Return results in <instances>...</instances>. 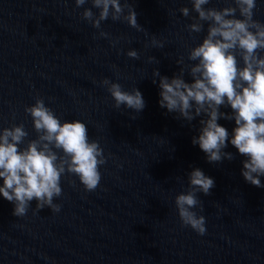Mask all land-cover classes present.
Here are the masks:
<instances>
[{
    "label": "water",
    "instance_id": "water-1",
    "mask_svg": "<svg viewBox=\"0 0 264 264\" xmlns=\"http://www.w3.org/2000/svg\"><path fill=\"white\" fill-rule=\"evenodd\" d=\"M122 2L132 5L144 30L111 16L94 28L82 16L90 0L81 7L75 0H0V129L22 123L25 145L37 138L25 107L42 98L61 120H82L106 157L93 191L74 175L61 178L62 193L54 197L59 212L37 211L34 199L17 218L0 197V264H264V187L244 181L245 157L230 144L224 151L232 160L209 163L191 142L202 117L188 122L161 108L152 83L154 69L172 77L181 68L178 58L192 63L188 53L207 23L199 33L188 30L197 15L190 0ZM230 3L210 0L206 7ZM185 6L188 17L179 11ZM254 13L264 21V0ZM153 35L162 48L151 44ZM133 48L138 58L126 55ZM104 78L138 88L144 109L115 108ZM184 78L191 80L187 69ZM218 123L229 133L235 126ZM197 167L215 181L208 195L197 193L203 235L182 224L174 202Z\"/></svg>",
    "mask_w": 264,
    "mask_h": 264
},
{
    "label": "clouds",
    "instance_id": "clouds-1",
    "mask_svg": "<svg viewBox=\"0 0 264 264\" xmlns=\"http://www.w3.org/2000/svg\"><path fill=\"white\" fill-rule=\"evenodd\" d=\"M89 0H75L81 7ZM91 8H85L82 16L94 28L109 16L113 21L121 18L137 30H144L136 19L131 4L122 0H90ZM192 11L197 13L186 27L199 33L207 23L206 35L192 47L184 65L182 58L178 74L172 77L161 75L158 69L152 72V83L159 89V106L179 118L191 122L199 121L198 135L192 137L205 154L209 163L223 159L232 160L233 154L224 151L232 145L242 160L241 175L246 183L262 188L264 177V21L254 19L257 0H231L223 8L206 7L210 0H190ZM98 9V15L92 9ZM125 9L127 11L125 12ZM188 17L190 9H179ZM237 13L239 14L237 16ZM100 35L108 36L101 31ZM154 47L162 48L163 41L155 35L151 39ZM126 55L138 58L136 49ZM154 60V57H149ZM187 69L190 82L184 78ZM158 78V83H157ZM101 83L120 109L140 112L145 107L141 91L122 88L121 84L104 78ZM230 109L222 111L221 108ZM32 118L37 138L27 141L24 125L13 124L0 129V197L13 205L12 215L23 217L35 199L38 211L48 207L59 212L60 205L54 197L62 193L61 178L74 175L86 191H93L101 180V165L106 163L104 150L99 141L89 138L87 125L79 119L61 120L42 98L25 107ZM220 119L234 121L229 133ZM25 145V146H22ZM215 186L212 177L202 169L193 168L187 177V190L175 196V206L183 225L200 235L206 231L205 216L198 215L196 207L202 206L197 193L208 195Z\"/></svg>",
    "mask_w": 264,
    "mask_h": 264
}]
</instances>
